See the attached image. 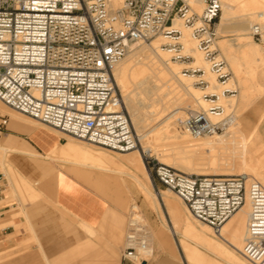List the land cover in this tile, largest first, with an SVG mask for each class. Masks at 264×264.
<instances>
[{"label": "built area", "instance_id": "obj_1", "mask_svg": "<svg viewBox=\"0 0 264 264\" xmlns=\"http://www.w3.org/2000/svg\"><path fill=\"white\" fill-rule=\"evenodd\" d=\"M220 10L219 0H204L199 14L189 12L184 0H0V101L77 141L114 152L134 150L139 141L115 80L116 65L132 45L157 34L180 33L169 28L180 17L210 70L224 79L228 71L214 46ZM251 33L261 40L259 25ZM171 44L183 48L179 42ZM220 109L209 107L211 112ZM7 117H1L0 126ZM180 127L195 136L220 129L195 109L187 110ZM143 156L158 182L214 233L248 201L245 248L264 242L260 182L243 173L188 174ZM126 218L121 258L141 264L153 253L149 228L136 204Z\"/></svg>", "mask_w": 264, "mask_h": 264}, {"label": "bare ground", "instance_id": "obj_2", "mask_svg": "<svg viewBox=\"0 0 264 264\" xmlns=\"http://www.w3.org/2000/svg\"><path fill=\"white\" fill-rule=\"evenodd\" d=\"M184 1L187 5L194 4L198 8L204 3V0ZM219 1L222 13L218 26L222 32H236V37L234 39L221 38L217 46L221 50L220 52L226 55L231 66L233 65L234 70L232 71L236 75L238 73L245 75L244 80L240 81L241 83L237 79L241 85L238 103L242 104L249 101V89L254 85V82H251L252 76L264 78V45H259L249 37H244V35L250 36L249 32H252L255 24L264 30V0ZM115 4L118 2L115 1ZM193 10L195 9L193 8ZM181 20L180 17H175L169 28L180 32L183 51L192 57V63L199 65L197 68L203 70L207 75L208 93L216 95L217 99L204 98L198 87H195L190 81L191 78H188L190 80L186 79L179 71V67L171 63L168 53L172 50L161 48V44H165L167 42L165 39L169 37L158 36L149 45L138 43L139 47L133 48V52L129 51L116 65L114 76L122 93L139 146L144 152L155 150L158 162L172 164L188 174L223 176V174L212 172L211 169L227 167L232 171L229 175L247 174L264 186V154L260 157L255 155L258 148L262 147L258 145V148H254L253 141V145L250 146L245 139L243 140L239 131L237 113L228 116L223 114L224 110L220 103H227L232 99L224 94L225 88L214 84L215 78L207 69V61L197 50L196 42L189 38V26L184 25ZM142 51L146 52L144 58L139 57ZM257 83H259V79ZM260 83L262 85V80ZM254 87L257 86L254 85ZM257 88L255 89L257 90ZM209 102H215V105L220 106L222 111L211 112L208 106ZM2 104L0 102V108L5 109ZM188 109L203 110L211 124H218L225 131L222 133L213 131L203 136L191 135L180 127ZM238 134L240 139L236 138ZM69 141L71 144L74 143L72 140ZM81 146L88 150L86 156L88 164L128 174L141 189L145 199L149 197L154 199L155 195L152 196L149 189L150 176L144 167L139 149L120 153L121 158L116 159L104 152H95L86 146ZM6 149L5 146L0 145V162L3 167L5 163L2 152ZM158 193L166 213L172 218L173 223L170 227L172 234L179 233V223L183 221L185 226L184 232L181 234L182 237L189 239L204 251L192 247L193 245L190 247L188 245L191 244L183 241L186 261L195 260L199 264H222L221 262L247 264L246 261L249 264H264V242L260 247L251 250L245 248L248 240V201L225 221L218 233H214L208 224L198 221L200 227H197L187 216L184 218L185 215L182 216L184 213H181L175 199L166 195L165 191H158ZM211 232L216 238L210 235Z\"/></svg>", "mask_w": 264, "mask_h": 264}, {"label": "crops", "instance_id": "obj_3", "mask_svg": "<svg viewBox=\"0 0 264 264\" xmlns=\"http://www.w3.org/2000/svg\"><path fill=\"white\" fill-rule=\"evenodd\" d=\"M263 119L264 112L259 122ZM3 128L8 135L4 144L22 154L19 167L23 175L41 186L35 188V193H41L43 199L26 204L25 216L15 223L30 227L35 240L42 243L40 249L47 263L136 264L121 258L124 245L116 257L119 233L126 216V196L119 185L123 184L122 175L130 176L88 164V150L69 140L64 142L65 137L60 132L43 124L33 125L8 116ZM239 131L242 134L240 123ZM258 133L260 135L259 130ZM255 137H258L256 130ZM259 137L258 145L263 148L264 139ZM50 158L70 166L57 167ZM0 209V222H8L10 207L4 205ZM13 232V226L7 225L0 230V237ZM154 236L151 239L153 253L141 264H184L175 255L164 231H157ZM14 264L24 262L16 260Z\"/></svg>", "mask_w": 264, "mask_h": 264}, {"label": "rangeland", "instance_id": "obj_4", "mask_svg": "<svg viewBox=\"0 0 264 264\" xmlns=\"http://www.w3.org/2000/svg\"><path fill=\"white\" fill-rule=\"evenodd\" d=\"M203 6H204V3L202 4V6L200 8H198L194 4H191V5H187V9L189 12H193V13L198 14L201 12ZM191 7H192V9H191ZM193 8L195 10H193ZM221 13L222 12L219 13L218 18L216 19V37L214 40V46L216 48V54L218 56L222 57V59L224 60V65H225V69L228 71V76L222 80H218L216 78V75L210 70L209 62H207V69H208L209 73L211 72L210 74L212 75V77L215 78L214 84L216 86L220 85V88H225L223 91L224 94L226 96H229V98L232 99V101H233V102L230 101L227 103H223V102L220 103L223 107V110H224L223 114L228 116V115H231L232 113H237L238 114V115L236 114L237 120L240 123V128L242 131L243 140L245 139L250 146L253 145V143H252V141H253L254 142V145H253L254 148H258L259 140H261V138L259 136L261 135V137L264 139V119L261 122H259L262 115H263V112H264V87H263L264 78L263 79L258 78L256 75H255L256 78H254V76H252L253 78H251V82L252 83L254 82L253 84L255 86H257L258 88L254 87V85H253V87L251 88L253 90L249 89V91H250L249 101H246L245 103H242V104L238 103V95H239V92L241 89V85L238 83L237 79L239 80V82L240 81L242 82V80H244L243 77H245V75L243 73L242 74L238 73L236 75V73L234 71H232V70H234L233 65L231 66V63L226 58V55H223L224 53H221L220 52L221 50H219V47L217 46L218 41L221 40V38L222 39L223 38L224 39H234L236 37V32H234V31L222 32L220 30L218 25L220 23ZM181 21L183 22L184 25H186L183 20H181ZM189 30H190V28H189ZM249 35L250 36L244 35V37H249V39L255 41L259 45H264V36H263L264 30H261V40H256L252 36L251 32H249ZM158 36L162 37V36H166V35L157 34L154 37H152L149 41L144 42V44L149 45L150 42L153 39L157 38ZM180 36H181L180 33H177L176 35L165 39L167 42L165 44H161V48L167 49V50L168 49L172 50L171 52L168 53L169 54V60L171 61V63H174L175 65H177V67H179V71L184 75V77L186 79L191 78V80L190 79H188V80L192 81L195 87H198L201 95L204 98L209 99V100H216L217 99L216 95L208 93L207 86L209 83H208L207 75L204 74V71L197 68L199 65L192 63L193 62L192 57H190V56L179 57V55L180 56L186 55V53L183 51V48L175 49V47H177V44H173L176 46H173L171 44L173 42H179L180 44H182L181 43L182 39L180 38ZM189 38L193 39L190 35H189ZM243 39H246V38H243ZM167 43H170V44H167ZM139 45L140 44L132 45L130 52H133V48L139 47ZM164 51H166V50H164ZM199 53H201V56L203 57L202 52L199 51ZM177 54H179V55H177ZM145 55H146V52L142 51L141 54L139 55V57L144 58ZM255 79H256V81H254ZM258 79H259V83L256 84V82H258ZM261 80H262V85L260 83ZM216 81H218V82H216ZM219 82L223 83V84H220ZM258 84L261 85V86L259 85L261 87V90L259 89ZM255 88H257V90ZM254 89H255V92H254ZM251 91L253 92V94ZM251 94H252V96H251ZM256 96H258V97H256ZM212 105H215V102H209L208 106L210 107ZM3 106L5 107V109L0 108V119L2 116H10V118L14 119V120L28 122V123L33 124V125L38 124L34 120H31L27 117H24L23 115L11 110L10 108H7L5 105H3ZM241 108H243V109H241ZM148 109H150V108H148ZM198 110H200V109H198ZM221 111H222V108L220 110H218L217 112H221ZM255 130L258 134L257 138L255 137ZM258 130L260 132V135L258 133ZM224 131L225 130L220 127V129L217 132L222 133ZM62 135L65 137V139L63 140L64 142L68 141V140H72L74 143L86 146L95 152H97V151L104 152L105 154H107L109 156H112V157L114 156V158H116V159L121 158V156L119 155L120 153H125V152H114V151L105 150L103 148H99L96 146L86 144L84 142L74 140L73 138H71L67 135H64V134H62ZM7 137H8V135L6 133V129H4L3 126H0V145L2 144L4 146H7L10 148V149L3 150V152H2V157H3V161L5 163V166L3 167V165L0 162V206L8 205L10 207V210L8 213H11L10 220L8 222H0V230L3 229L7 225H12L13 229H14L13 234H9L6 237H0V240H2V241H0V264H14L16 262V260H20L21 262H24V264H35V263L36 264H48L46 258L43 256V252L40 249V244H42V243L41 242L39 243V241L35 240V238L33 237V234L31 233L30 227L24 223H20V224L15 223V220L19 221L20 218L22 219V217L25 216V214H24L25 205L28 203H32L35 200H42L43 195H41V193H37V194L35 193V188H37L38 186L41 187L40 184L35 185V182H32L30 179H28L27 177H25L23 175V171L21 170L22 168L19 167V164L21 163V162H19V158L22 156V154H21V152H18L16 148H14L10 145L8 146V145L4 144L3 141H5ZM236 138L240 139L239 134H238V137H236ZM149 139H151V138H149ZM253 139H256V140H253ZM136 149H139L142 161L144 163V167L147 170V172L149 173V176H150L149 189H150L151 193L153 194L152 196H154V195L155 196H154V199H152L151 197L145 199L141 189L138 186H136V184L134 183L133 180H131L130 177H128L127 175L121 176V180L123 181V184L119 185V186L124 189L125 196H126L125 207H124V211H125L126 216L123 217V223H122L123 226H122V229L120 230V233H119L120 236H119V241H118V245H117V256L116 257L117 258L119 257L122 246L124 244V235L126 232V219H127L126 217H127L129 207L131 204H136L137 208L141 212V214H142V216H143V218H144V220H145V222L149 228L151 239L153 237H155L154 236L155 232L164 231L167 234V236L169 237L171 244L173 245V248L175 249V255L177 256V258L179 260L183 261L184 264H199L195 260H191V261L187 260L186 261V251H185V249H183V241H185V243L188 242L187 244H191V245H188L190 247L192 245H193L192 247H197V246L192 241H190L189 239H184L182 237L181 234L184 232L183 230H184V226H185L183 221L179 223V228H178L179 233L177 235L172 234L170 227H172L171 223H173V221H172V218L170 217V215H168L166 213V209L163 206V202L160 199V195H159L158 191H160V192L165 191L166 195L175 199L177 206L179 205L178 208L180 209L181 213L182 214L184 213L182 216L184 217V215H185L184 218H186V216H187V218H189L190 221L197 227H200V223L197 220H195L189 214V212L187 213L188 210H187V208H185L186 207L185 204L174 194V192L167 190L166 187L161 185L158 182V180L154 177V175L149 172V169L146 165L143 154H145L146 158H148V159L152 158L154 160H157L156 159V151L155 150L154 151L146 150L144 152L141 150L139 145ZM130 151H132V150H130ZM126 152H129V151H126ZM262 154H264L263 148H258V151L255 152V155H257L259 157ZM50 159L53 161V163L56 164L57 167H64L66 165L70 166V164L63 163L61 160H54L52 158H50ZM20 161H21V158H20ZM167 165H170L173 168L177 169L172 164H167ZM177 170H179V169H177ZM179 171H181V170H179ZM211 171L214 173H220L223 175H229V173L232 172L231 169H229L227 167H217V168L211 169ZM181 172H183V171H181ZM240 174H242V173H240ZM234 175H236V174H234ZM249 177H252V176L249 175ZM33 181H35V180H33ZM37 181L40 182L41 179H37ZM0 210H2V209H0ZM163 224H165V225H163ZM181 230H182V232H181ZM210 235L215 237L212 232L210 233ZM3 243H4V245H2ZM151 247L153 249L152 244H151ZM197 248L200 251L202 250L200 247H197ZM164 249H168V248H164ZM37 252L39 253V256L37 255ZM202 252H204V251L202 250ZM217 260H219V259H217ZM221 263L226 264L224 262H221ZM246 263L249 264L247 261H246Z\"/></svg>", "mask_w": 264, "mask_h": 264}]
</instances>
